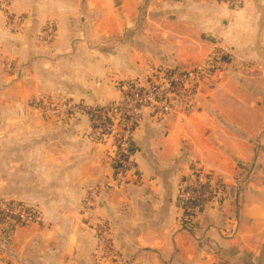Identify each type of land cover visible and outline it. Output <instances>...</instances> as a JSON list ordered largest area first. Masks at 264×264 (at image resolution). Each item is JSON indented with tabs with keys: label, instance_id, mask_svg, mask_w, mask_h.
<instances>
[{
	"label": "crops",
	"instance_id": "0c3cea01",
	"mask_svg": "<svg viewBox=\"0 0 264 264\" xmlns=\"http://www.w3.org/2000/svg\"><path fill=\"white\" fill-rule=\"evenodd\" d=\"M7 11L21 20L0 11V61L13 68L0 65V200L37 209L42 223L0 225V264H264V0L234 10L220 0H9ZM217 46L232 57L192 114L143 112L136 173L121 182L112 139L96 140L87 116L37 105L106 104L117 83L202 64ZM191 167L221 192L189 232L175 195Z\"/></svg>",
	"mask_w": 264,
	"mask_h": 264
},
{
	"label": "built area",
	"instance_id": "2783aa9c",
	"mask_svg": "<svg viewBox=\"0 0 264 264\" xmlns=\"http://www.w3.org/2000/svg\"><path fill=\"white\" fill-rule=\"evenodd\" d=\"M220 1L231 10L237 8L241 2V0ZM8 3L9 0H0V11L8 15V24L14 25L15 21L19 22L21 19L12 18L7 11ZM43 30L42 40L50 41L54 24L47 23ZM231 57L229 48L217 46L202 64L174 70L154 69L146 79L117 83L119 98L106 104L87 106L71 100H54L47 97L40 99L37 105L45 114H51L56 118L87 116L90 132L96 140L106 142L112 139L111 161L115 178L121 182L135 176L136 173L132 160V138L135 128L142 122L143 112L147 110L156 117L180 116V120L183 121L196 110L201 86L205 84L208 89L212 88L211 81L214 75L229 62ZM0 62L3 68L9 72L13 71L10 63ZM197 185L204 187L196 189ZM220 190L219 182L212 175L205 174L197 167H191L176 192V208L183 214L186 205L192 202L196 205L197 215L199 208L219 201ZM97 204V190L95 188L88 190L82 200V208L86 212H91ZM0 216L11 218L15 225L42 223V216L37 209L16 202L0 201ZM106 232L107 230L102 226L95 230L97 240L103 246L107 242Z\"/></svg>",
	"mask_w": 264,
	"mask_h": 264
},
{
	"label": "trees",
	"instance_id": "16d2710c",
	"mask_svg": "<svg viewBox=\"0 0 264 264\" xmlns=\"http://www.w3.org/2000/svg\"><path fill=\"white\" fill-rule=\"evenodd\" d=\"M203 187L204 185H199V186L197 185L196 189H201ZM195 207L196 205L194 203L189 202L186 205L185 211L180 219L181 227L183 229L188 230L189 232H191L192 230L193 221H194V218L196 217ZM202 209L203 207L199 208L197 212H200ZM0 225L4 226L5 231H8L11 229V227L15 226V222H13L12 219L9 217L0 216Z\"/></svg>",
	"mask_w": 264,
	"mask_h": 264
},
{
	"label": "rangeland",
	"instance_id": "374dc122",
	"mask_svg": "<svg viewBox=\"0 0 264 264\" xmlns=\"http://www.w3.org/2000/svg\"><path fill=\"white\" fill-rule=\"evenodd\" d=\"M212 88H213V87H212ZM212 88H210V89H212ZM0 201H2V200H0ZM6 202H10V201H6ZM2 235H3V234L0 233V237H1ZM3 245H4V244H2V241H0V246L2 247V248H0V251H2V250L4 249V248H3ZM3 251H4V250H3ZM3 251H2V252H3Z\"/></svg>",
	"mask_w": 264,
	"mask_h": 264
}]
</instances>
